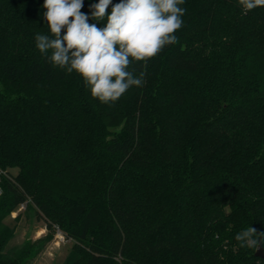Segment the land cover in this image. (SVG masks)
<instances>
[{
	"label": "trees",
	"instance_id": "obj_1",
	"mask_svg": "<svg viewBox=\"0 0 264 264\" xmlns=\"http://www.w3.org/2000/svg\"><path fill=\"white\" fill-rule=\"evenodd\" d=\"M43 4L0 0V264H33L56 227L63 264H264L235 239L264 232V7L184 0L176 43L102 103L36 47ZM24 204L48 232L9 248Z\"/></svg>",
	"mask_w": 264,
	"mask_h": 264
},
{
	"label": "clouds",
	"instance_id": "obj_2",
	"mask_svg": "<svg viewBox=\"0 0 264 264\" xmlns=\"http://www.w3.org/2000/svg\"><path fill=\"white\" fill-rule=\"evenodd\" d=\"M112 0H98L91 16L106 26L88 23L81 12L83 0H44L45 19L51 36L37 34L36 47L46 59L60 67L69 66L85 81L93 98L102 103L117 101L130 86H141L138 77L128 71L130 58L146 61L165 45L174 44V33L181 28L186 9L184 0H120L106 10ZM245 10L264 7V0H239ZM62 29L66 32L62 35ZM49 50L51 54L47 55ZM241 247L256 249L264 243V232L250 225L236 234Z\"/></svg>",
	"mask_w": 264,
	"mask_h": 264
},
{
	"label": "rangeland",
	"instance_id": "obj_3",
	"mask_svg": "<svg viewBox=\"0 0 264 264\" xmlns=\"http://www.w3.org/2000/svg\"><path fill=\"white\" fill-rule=\"evenodd\" d=\"M17 174L18 170H11ZM20 215V216H19ZM19 216V217H18ZM6 223L15 228V237L11 241L9 248L20 247L29 241H36L47 234L45 220L37 215L35 207L22 205L17 211L6 219ZM53 240L47 245L45 250L33 262V264H63L68 253L71 251L74 242L67 240L59 243L57 235L61 230L54 229Z\"/></svg>",
	"mask_w": 264,
	"mask_h": 264
},
{
	"label": "water",
	"instance_id": "obj_4",
	"mask_svg": "<svg viewBox=\"0 0 264 264\" xmlns=\"http://www.w3.org/2000/svg\"><path fill=\"white\" fill-rule=\"evenodd\" d=\"M256 256L264 260V247L262 243L258 246Z\"/></svg>",
	"mask_w": 264,
	"mask_h": 264
},
{
	"label": "built area",
	"instance_id": "obj_5",
	"mask_svg": "<svg viewBox=\"0 0 264 264\" xmlns=\"http://www.w3.org/2000/svg\"><path fill=\"white\" fill-rule=\"evenodd\" d=\"M0 195H1V188H0ZM57 239L59 243H63L66 241V237L62 231L58 233Z\"/></svg>",
	"mask_w": 264,
	"mask_h": 264
}]
</instances>
